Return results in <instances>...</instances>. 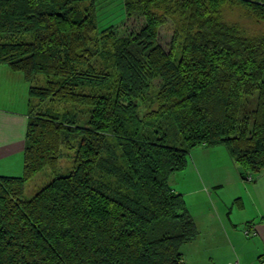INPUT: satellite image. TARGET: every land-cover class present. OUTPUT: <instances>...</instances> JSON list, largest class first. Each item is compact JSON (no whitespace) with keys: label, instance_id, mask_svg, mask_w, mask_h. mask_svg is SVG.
<instances>
[{"label":"trees","instance_id":"1","mask_svg":"<svg viewBox=\"0 0 264 264\" xmlns=\"http://www.w3.org/2000/svg\"><path fill=\"white\" fill-rule=\"evenodd\" d=\"M122 4L121 23L100 30L96 0H0V65L23 73L31 110L24 173L0 176V264H189L182 249L199 231L170 186L189 152L226 146L244 177L264 170V32L225 17L240 7L264 25V0ZM155 80L157 107L142 115ZM46 169L55 178L25 199Z\"/></svg>","mask_w":264,"mask_h":264},{"label":"crops","instance_id":"2","mask_svg":"<svg viewBox=\"0 0 264 264\" xmlns=\"http://www.w3.org/2000/svg\"><path fill=\"white\" fill-rule=\"evenodd\" d=\"M26 84L23 74L0 65V176L24 173ZM244 174L226 146L202 145L189 152L187 168L170 179L199 231L191 243L206 247L216 264H264V170Z\"/></svg>","mask_w":264,"mask_h":264},{"label":"rangeland","instance_id":"3","mask_svg":"<svg viewBox=\"0 0 264 264\" xmlns=\"http://www.w3.org/2000/svg\"><path fill=\"white\" fill-rule=\"evenodd\" d=\"M97 1V9L98 11V23H99V29L100 30H106L108 27L113 25H119L122 21V19L126 16V13L124 11V5L122 4V0H96ZM231 7V8H230ZM230 9H226L225 17L232 22H235L244 28L248 29L250 34L253 33H261L264 32V25L257 22L254 18H251L247 12L240 7H233L230 6ZM128 27L130 28L129 31L136 27L135 23L129 22ZM138 25V24H137ZM140 26V25H139ZM99 30V31H100ZM160 42L163 43V46L168 47L172 38V31H171V25L168 24V26L164 27L160 30ZM20 75L23 73L20 72ZM41 85L45 84V76L40 75L39 76ZM157 84L158 80L153 83L151 86V89L147 92L144 100L139 99L138 105H139V111L142 115H145L148 112H151V110L156 109L157 107ZM27 88V94H28V101H29V93H28V85L26 84ZM37 109H41L42 111H48L49 113H60V114H67V112H73L76 113L75 106L73 104L69 103H59V102H49L45 101L43 106L36 104ZM39 105V106H38ZM41 107V108H39ZM35 108V109H36ZM83 110V109H82ZM83 115L80 116V124H86V122L89 121L90 113L89 109L86 108V110H83ZM31 110L29 111V113ZM69 114V113H68ZM70 115V114H69ZM172 138L174 142L179 143L181 141V136L176 132V130L172 131ZM77 143L78 140L73 138L71 139V147L63 148V154L61 156V160L59 163L60 172L59 175H67L71 171L73 164H74V157L77 151ZM178 145V144H177ZM55 178V175L49 170H43L42 172L38 173L34 178L29 180L27 182L26 188H25V199H30L34 197L40 189L47 186V184L50 183ZM182 253L184 254V259L187 260L190 264H216L210 261L208 259L210 253H206V247L204 248L200 243H190L187 245H184L182 249Z\"/></svg>","mask_w":264,"mask_h":264},{"label":"built area","instance_id":"4","mask_svg":"<svg viewBox=\"0 0 264 264\" xmlns=\"http://www.w3.org/2000/svg\"><path fill=\"white\" fill-rule=\"evenodd\" d=\"M248 178H249V177H248ZM246 234H247L248 236H250V233H249V232H247Z\"/></svg>","mask_w":264,"mask_h":264}]
</instances>
